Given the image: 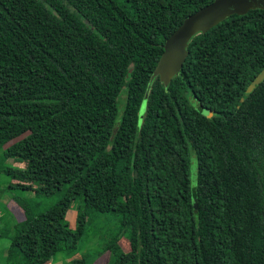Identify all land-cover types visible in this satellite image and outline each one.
I'll return each mask as SVG.
<instances>
[{
  "label": "trees",
  "instance_id": "16d2710c",
  "mask_svg": "<svg viewBox=\"0 0 264 264\" xmlns=\"http://www.w3.org/2000/svg\"><path fill=\"white\" fill-rule=\"evenodd\" d=\"M211 2L0 0V148L26 162L8 187L64 188L35 215L21 203L0 264L74 252L91 210L117 220L108 264H264V11L194 35L167 85L150 78Z\"/></svg>",
  "mask_w": 264,
  "mask_h": 264
},
{
  "label": "rangeland",
  "instance_id": "374dc122",
  "mask_svg": "<svg viewBox=\"0 0 264 264\" xmlns=\"http://www.w3.org/2000/svg\"><path fill=\"white\" fill-rule=\"evenodd\" d=\"M4 146L0 148V261L3 259L4 249L9 242V237L13 234L15 225H19L24 220L22 204L26 202L31 206V214L35 215L46 210L50 205L57 202L62 194V190L49 196H36L29 191H24L16 186L8 187L10 183L16 184L3 170L6 168H24L26 162L17 158L5 157ZM194 163L191 164L189 173L190 180L194 178ZM76 200H74L65 213L64 220L70 228H73V217L75 214ZM88 222L82 238L77 244L74 252L65 255L64 252L57 253L52 258L51 264H70L75 259L85 258L83 264H108L113 259L109 252H101L99 246L103 242L105 235H111L118 228L117 220L114 216L101 217L94 211H88ZM126 236L123 238L125 240ZM119 241L121 251L126 250V240Z\"/></svg>",
  "mask_w": 264,
  "mask_h": 264
},
{
  "label": "water",
  "instance_id": "95a60500",
  "mask_svg": "<svg viewBox=\"0 0 264 264\" xmlns=\"http://www.w3.org/2000/svg\"><path fill=\"white\" fill-rule=\"evenodd\" d=\"M250 10L264 11V0H212L211 3L184 18L164 40L162 53L150 78L157 77L163 85H167L180 70L187 54V43L194 35L204 34L231 15L241 16ZM263 79L264 69L255 79V83ZM206 112L203 109L201 113ZM193 203L195 206V202Z\"/></svg>",
  "mask_w": 264,
  "mask_h": 264
}]
</instances>
